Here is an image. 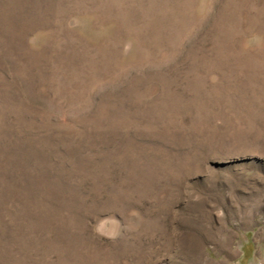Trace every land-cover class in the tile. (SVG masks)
Segmentation results:
<instances>
[{
	"label": "rangeland",
	"instance_id": "obj_1",
	"mask_svg": "<svg viewBox=\"0 0 264 264\" xmlns=\"http://www.w3.org/2000/svg\"><path fill=\"white\" fill-rule=\"evenodd\" d=\"M0 264H264V0H0Z\"/></svg>",
	"mask_w": 264,
	"mask_h": 264
}]
</instances>
